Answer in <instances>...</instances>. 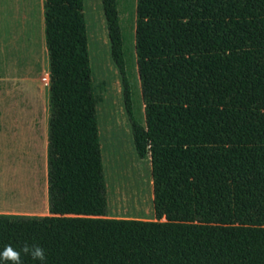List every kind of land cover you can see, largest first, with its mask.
<instances>
[{
    "label": "trees",
    "instance_id": "16d2710c",
    "mask_svg": "<svg viewBox=\"0 0 264 264\" xmlns=\"http://www.w3.org/2000/svg\"><path fill=\"white\" fill-rule=\"evenodd\" d=\"M44 1L51 215H0V251L39 245L46 264H264V0L137 2L145 123L125 79L127 111L151 158L155 221L108 217L84 0ZM102 3L125 76L118 0Z\"/></svg>",
    "mask_w": 264,
    "mask_h": 264
},
{
    "label": "crops",
    "instance_id": "0c3cea01",
    "mask_svg": "<svg viewBox=\"0 0 264 264\" xmlns=\"http://www.w3.org/2000/svg\"><path fill=\"white\" fill-rule=\"evenodd\" d=\"M44 2L0 0V215H51Z\"/></svg>",
    "mask_w": 264,
    "mask_h": 264
},
{
    "label": "rangeland",
    "instance_id": "374dc122",
    "mask_svg": "<svg viewBox=\"0 0 264 264\" xmlns=\"http://www.w3.org/2000/svg\"><path fill=\"white\" fill-rule=\"evenodd\" d=\"M138 0H118L126 75L112 58L102 0H84L100 143L107 182L108 217L155 221L150 156L140 159L127 111V80L133 112L145 123V105L136 53ZM1 179V178H0Z\"/></svg>",
    "mask_w": 264,
    "mask_h": 264
},
{
    "label": "clouds",
    "instance_id": "9594fccd",
    "mask_svg": "<svg viewBox=\"0 0 264 264\" xmlns=\"http://www.w3.org/2000/svg\"><path fill=\"white\" fill-rule=\"evenodd\" d=\"M25 256H31L34 261H38L39 264H46V251L39 245H29L25 243L21 250H16L11 245L4 247L0 251V261L9 262V264H23L22 254Z\"/></svg>",
    "mask_w": 264,
    "mask_h": 264
},
{
    "label": "built area",
    "instance_id": "2783aa9c",
    "mask_svg": "<svg viewBox=\"0 0 264 264\" xmlns=\"http://www.w3.org/2000/svg\"><path fill=\"white\" fill-rule=\"evenodd\" d=\"M43 82L46 84V85H50L51 84V77L50 76H45L43 78Z\"/></svg>",
    "mask_w": 264,
    "mask_h": 264
}]
</instances>
